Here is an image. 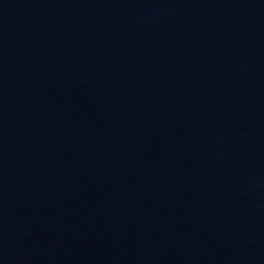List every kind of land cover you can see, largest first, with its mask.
Wrapping results in <instances>:
<instances>
[{"label": "water", "instance_id": "1", "mask_svg": "<svg viewBox=\"0 0 264 264\" xmlns=\"http://www.w3.org/2000/svg\"><path fill=\"white\" fill-rule=\"evenodd\" d=\"M0 264H264V0H0Z\"/></svg>", "mask_w": 264, "mask_h": 264}]
</instances>
